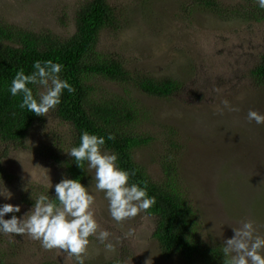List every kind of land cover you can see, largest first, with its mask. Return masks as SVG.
<instances>
[{"label":"rangeland","instance_id":"374dc122","mask_svg":"<svg viewBox=\"0 0 264 264\" xmlns=\"http://www.w3.org/2000/svg\"><path fill=\"white\" fill-rule=\"evenodd\" d=\"M87 1L0 0V22L68 37L77 9ZM218 2L219 8L210 12L194 10L190 0H109L120 17L119 30H103L96 50L121 63L133 78L180 82L179 92L166 99L133 85L100 81L97 88L104 95H131L138 117L130 132L150 139L133 152L134 161L157 182L164 180L163 163L175 165L178 187L198 214L196 239L212 246H222L245 220L253 221L264 236V125L247 118L249 110L264 114V88L251 77L264 55V22L234 14L248 5L244 0ZM43 119L22 144L7 147L0 142V189L4 185L12 194L10 200L0 196V205H19L18 217L33 207L25 201L30 194L37 188L54 189L61 175L41 151L55 141L68 144L71 131L59 124L55 111ZM88 172L85 187L95 196L96 219L112 233L116 250L106 252L90 238L85 264L116 259L125 264H185L162 258L151 237L155 223L148 216L116 224L104 194L95 191L94 171ZM130 229L132 236L127 235ZM0 252H9L8 259L15 257L17 264H75L65 253L45 251L27 236H0Z\"/></svg>","mask_w":264,"mask_h":264},{"label":"trees","instance_id":"16d2710c","mask_svg":"<svg viewBox=\"0 0 264 264\" xmlns=\"http://www.w3.org/2000/svg\"><path fill=\"white\" fill-rule=\"evenodd\" d=\"M244 1L248 5L234 14L256 23L264 22V10L259 9L253 0ZM190 2L196 11L212 12L220 6L218 0ZM73 21L74 32L68 37L50 29L36 31L0 22V142L7 147H16L26 140L34 126L43 125L44 117L21 110L18 107L21 98L10 95L8 89L16 72L23 69L25 74H31L32 65L37 60H52L62 64L61 79H66L74 90L71 93L64 91L55 113L59 124L71 131L69 141L65 145L55 141L52 148L40 150L46 154L45 157L49 155V160L55 162L61 171L56 184L66 177L79 179L86 186L89 177L87 165L82 171L66 153L78 146L83 130L104 136L105 147L118 154L119 166L124 170L135 171L130 183L146 182L149 196L156 199V204L146 216L155 223L151 237L158 244L162 258L182 259L185 264H224L221 246H212L196 239L198 214L178 187L175 165L163 163L164 180L157 182L134 161L133 152L147 145L150 139L130 132V126L138 117L131 95H104L97 88L100 81L111 85H133L148 96L166 99L179 92L182 87L180 82L175 79L133 78L121 63L97 54L103 30H119L120 17L109 0H88L77 9ZM64 23V20H60V25ZM251 77L258 86L264 88V55L251 70ZM30 87L35 93L36 86ZM109 135L115 139H107ZM3 158L0 153V167ZM37 190L25 200L29 205H34L42 193L50 197L55 194L54 189ZM7 254L0 252V264L18 263L13 256L8 259ZM40 264L59 263L45 261ZM101 264L125 263L116 259Z\"/></svg>","mask_w":264,"mask_h":264},{"label":"clouds","instance_id":"9594fccd","mask_svg":"<svg viewBox=\"0 0 264 264\" xmlns=\"http://www.w3.org/2000/svg\"><path fill=\"white\" fill-rule=\"evenodd\" d=\"M253 2L264 10V0ZM32 68L31 74H25L23 69L17 71L8 91L12 97L21 98L18 105L21 110L47 117L61 104L64 91L71 93L74 89L66 79H61L62 64L37 60ZM30 85L36 86L35 93ZM247 118L257 125H264V114L260 112L249 110ZM107 139L114 140L115 137L109 135ZM105 145L104 136L83 130L78 146L66 154L82 171L85 165L94 171L95 191L104 194L108 214L116 224L122 225L140 214H150L156 199L149 196L147 183H130L135 171L122 169L118 154ZM54 193V197L40 194L30 211L19 217V205H0V236H27L39 242L45 251L65 253L75 264H85L90 238L99 241L106 252H115V245L110 240L112 233L102 229L96 219L95 196L88 187L79 179L65 177L55 185ZM0 196L12 198L4 185ZM8 214H12L11 218L5 219ZM233 232V237L221 246L224 264H264V236L258 234L254 222L245 220ZM127 235H134V230L130 229Z\"/></svg>","mask_w":264,"mask_h":264}]
</instances>
